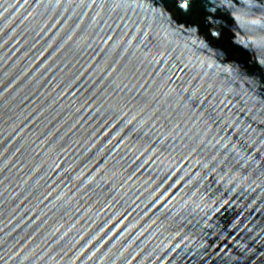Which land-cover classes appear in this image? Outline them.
<instances>
[{
	"label": "water",
	"instance_id": "obj_1",
	"mask_svg": "<svg viewBox=\"0 0 264 264\" xmlns=\"http://www.w3.org/2000/svg\"><path fill=\"white\" fill-rule=\"evenodd\" d=\"M0 264H264V0H0Z\"/></svg>",
	"mask_w": 264,
	"mask_h": 264
}]
</instances>
